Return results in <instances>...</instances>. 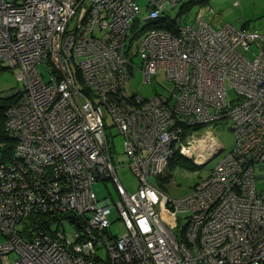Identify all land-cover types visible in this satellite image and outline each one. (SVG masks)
<instances>
[{"label":"built area","instance_id":"built-area-1","mask_svg":"<svg viewBox=\"0 0 264 264\" xmlns=\"http://www.w3.org/2000/svg\"><path fill=\"white\" fill-rule=\"evenodd\" d=\"M181 2L146 0L152 27L133 45L137 0H0V64L23 82L5 109L14 146L0 163L1 264H264V31L214 27L201 13L155 26ZM134 55L143 82L164 70L168 95L126 91ZM226 116L233 146L208 176L182 196L149 182L175 152L193 153L199 127ZM105 117L122 134L133 191ZM211 140L198 141L202 152L224 149ZM107 179L117 197L99 200L92 185ZM63 220L71 231L52 228Z\"/></svg>","mask_w":264,"mask_h":264},{"label":"rangeland","instance_id":"rangeland-1","mask_svg":"<svg viewBox=\"0 0 264 264\" xmlns=\"http://www.w3.org/2000/svg\"><path fill=\"white\" fill-rule=\"evenodd\" d=\"M141 6V11L135 16L131 28L128 30V35L134 44H137L143 36L151 29L150 20L144 19L147 14L146 0H137ZM234 0H184V2L176 4L172 8H168L166 15L169 19H181V23H192L198 13L202 14L203 19L207 20L214 27L230 23L238 28H246L248 30L258 29L264 31V0H238L239 5L233 4ZM210 14H207L209 10ZM243 18V19H242ZM134 48V47H133ZM135 49V48H134ZM134 51V50H133ZM135 68L129 73L128 82L125 84V89L129 94L137 91L142 96H150L155 92H160L168 95L173 89V83L166 78L164 70H159L158 74L153 76L151 81L143 82V76L138 66L141 64L139 55L132 57ZM41 70H45L44 65L39 66ZM23 86V82L17 80L16 69L7 67L5 64H0V96L10 95L12 90ZM226 96L231 106V100L235 97L234 90L225 82ZM5 97V96H4ZM105 131L109 142V147L113 157V161L117 165V174L124 187L128 190H135L138 186V178L128 166V157L123 149V137L118 131V128L112 125L110 117H105ZM232 124L231 117L226 116L220 120L212 122L210 125L199 127V133H195L194 145L190 148V155L182 154L186 161L177 160L174 164L168 167V170L161 173L159 177H150L149 182L156 186L159 190L169 196H182L192 189V185L201 178L208 176L212 167L216 162L225 155L233 146L234 135L230 128ZM210 134L213 139H216L223 150L220 152L201 151V142L203 144L213 145L215 142L211 140L210 135L203 136L202 134ZM207 147H204L206 149ZM190 165L192 167H190ZM170 174L167 181L162 179L166 174ZM257 188H264V179H258L256 182ZM93 191L99 200L106 197H117L115 185L112 180L95 181L92 185ZM109 219L116 218V211L111 209ZM52 228H58L63 232L71 231L73 226L66 220L61 223L55 221ZM3 235L0 232V241L3 240ZM99 254L105 258L104 249L99 250ZM8 258L14 261L17 258L15 252L8 254ZM1 264V259H0Z\"/></svg>","mask_w":264,"mask_h":264},{"label":"trees","instance_id":"trees-1","mask_svg":"<svg viewBox=\"0 0 264 264\" xmlns=\"http://www.w3.org/2000/svg\"><path fill=\"white\" fill-rule=\"evenodd\" d=\"M172 20L169 19V16L162 17L158 19L157 21H154L153 23L155 26L164 27L168 30H174L172 26H170ZM2 95L0 96V163H4L9 160V158L12 155L14 142L12 138L8 136V134L5 131L4 123H5V109L6 107L14 101V98L12 95ZM185 160V157L180 154L178 151L175 152L173 157L168 162V167L172 164H174L177 160ZM190 167H192L190 165ZM169 173L162 177L164 181H167L169 178Z\"/></svg>","mask_w":264,"mask_h":264},{"label":"water","instance_id":"water-1","mask_svg":"<svg viewBox=\"0 0 264 264\" xmlns=\"http://www.w3.org/2000/svg\"><path fill=\"white\" fill-rule=\"evenodd\" d=\"M216 153H217V152H216ZM68 217L71 218L72 220L74 219L72 215H69Z\"/></svg>","mask_w":264,"mask_h":264},{"label":"bare ground","instance_id":"bare-ground-1","mask_svg":"<svg viewBox=\"0 0 264 264\" xmlns=\"http://www.w3.org/2000/svg\"><path fill=\"white\" fill-rule=\"evenodd\" d=\"M207 149V148H206Z\"/></svg>","mask_w":264,"mask_h":264}]
</instances>
